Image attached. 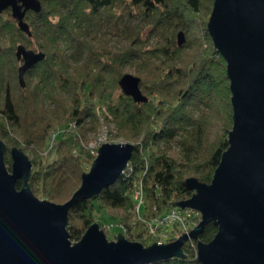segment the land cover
<instances>
[{
    "label": "trees",
    "instance_id": "trees-1",
    "mask_svg": "<svg viewBox=\"0 0 264 264\" xmlns=\"http://www.w3.org/2000/svg\"><path fill=\"white\" fill-rule=\"evenodd\" d=\"M214 4L42 0V10L26 16L32 36L20 28L11 8L0 13V137L8 144L10 170L11 146L23 147L32 158L31 185L37 195L65 202L81 186L86 165L94 160L83 143L90 122L98 123L104 114L101 107L109 109L119 135L140 141L129 168L114 184L72 208L68 228L73 241L104 213L126 226L131 240L150 245L156 240L132 225L137 192L143 191L142 213L150 219L193 195L189 176L213 180L234 124L228 63L208 31ZM181 30L187 35L182 46ZM127 31L133 35L128 45L110 44V34ZM144 33L158 35L162 42L145 47ZM35 43L47 56L27 71L24 85L17 49ZM127 64L144 68L141 87L148 101L137 102L122 90ZM59 125L64 126L50 152L53 159L45 158L49 135ZM176 147L177 156L171 153ZM22 186L19 180L18 188ZM218 229L209 223L200 239L211 241ZM196 245L190 239L186 257L149 264H202Z\"/></svg>",
    "mask_w": 264,
    "mask_h": 264
},
{
    "label": "water",
    "instance_id": "water-1",
    "mask_svg": "<svg viewBox=\"0 0 264 264\" xmlns=\"http://www.w3.org/2000/svg\"><path fill=\"white\" fill-rule=\"evenodd\" d=\"M42 7V0H0V13L11 8L30 36L27 13ZM208 31L228 63L234 125L213 180L188 177L193 195L173 204L198 210L200 223L175 241L145 245L123 232L110 240L94 222L73 241L68 228L72 208L114 184L127 171L136 144L103 143L72 198L58 203L35 194L30 182L34 162L23 148H12L10 170L8 145L0 138V264H149L186 257L190 239L198 241L202 264H264V0H215ZM186 40L181 30L179 45ZM17 55L23 60L20 79L25 85L27 71L47 54L20 44ZM120 85L135 101H148L141 77L127 73ZM211 222L218 232L211 241H202L200 235Z\"/></svg>",
    "mask_w": 264,
    "mask_h": 264
},
{
    "label": "rangeland",
    "instance_id": "rangeland-1",
    "mask_svg": "<svg viewBox=\"0 0 264 264\" xmlns=\"http://www.w3.org/2000/svg\"><path fill=\"white\" fill-rule=\"evenodd\" d=\"M28 21V20H27ZM110 36V44L115 47V48H122L126 45H128L130 43V41L132 40L133 38V35L131 34V32L127 31L125 33H119V34H116V35H109ZM187 37V35H186ZM142 39L144 40V45L145 47H155V46H158L162 40H161V37L158 36V35H154V36H149L147 35L146 33H144L142 35ZM25 45V44H24ZM147 45V46H146ZM38 49L37 51H44L43 49H40L38 44H33V47L32 49ZM45 52V51H44ZM125 72L126 74L127 73H132V74H135L139 77H141L142 79V75L143 73H145V70L144 68H142L140 65L138 64H127L125 66ZM142 88V87H141ZM143 91V89H142ZM145 94V93H144ZM146 95V94H145ZM49 107L52 108V104L50 102H48L47 104ZM101 111H103V115L101 116V119L99 120L98 123H92L90 122L89 126H90V130L88 131L87 133V138L86 140L84 141L83 145L88 149V150H91L93 156H94V160L96 159L97 155L99 154V149L100 147L103 145V143L105 142H132V143H135L137 144L138 142H140L138 139H126L124 136L122 135H119L118 133V130L115 126L114 123H112V121L110 120L112 118V115L109 111V109L107 108V106H103L101 107L100 109ZM72 127L75 128V124L74 122H70ZM234 125V124H233ZM64 126V125H63ZM62 125H59L57 127H55L50 135H49V141H48V145L45 149V151L43 152V157L47 158V157H50L54 151H52V149H54V144L53 142L55 141V139H57V137L60 135V133L62 132ZM232 130V129H231ZM1 138V137H0ZM3 139V138H2ZM5 140V139H4ZM6 141V140H5ZM7 143V142H6ZM8 145V144H7ZM14 146H18V145H14ZM14 146H11V149L14 147ZM19 147V146H18ZM20 148H23V147H20ZM24 149V148H23ZM25 150V149H24ZM26 151V150H25ZM76 151V150H75ZM52 154H51V153ZM179 149L176 148H173L172 152L173 155H178L179 154ZM27 153V152H26ZM28 154V153H27ZM29 155V154H28ZM30 156V155H29ZM31 158V157H30ZM53 159V155L50 157ZM32 159V158H31ZM13 160V159H12ZM94 160L89 163L88 165H86V171L85 172H90L91 170V166L94 162ZM8 164V163H7ZM9 167V166H8ZM129 168V167H128ZM215 175V174H214ZM191 176H196V175H191ZM189 176V177H191ZM197 177V176H196ZM31 182V180H30ZM76 192V191H75ZM36 194V193H35ZM37 195V194H36ZM144 195V194H143ZM38 197H40L41 199H48V198H44L42 195H37ZM72 198V197H71ZM70 198V199H71ZM68 201V200H67ZM56 202V201H55ZM66 202V201H65ZM58 203H63V202H58ZM143 203H144V200H143ZM174 206V205H173ZM172 206V207H173ZM171 207V208H172ZM169 210V209H168ZM167 210V211H168ZM131 213L134 215V219L132 220V225L135 227V228H141V229H145V233H144V236H149V232L146 231V228H147V222L152 218V217H155V216H159V215H155V216H152L150 219L149 217H147L146 215H144V213L141 215L142 217L140 218V215L137 214V211L135 209H132L131 210ZM163 215V214H161ZM144 219V220H143ZM200 219L202 220V216L200 217ZM96 222H99L100 225H101V228H103L108 236V238L110 240H117V237H118V234L120 232H123L127 235V232H128V229L126 226H123V224L121 223H118V222H112L110 219H109V216L107 214H104V213H98L97 214V221ZM143 225H142V224ZM198 225V224H197ZM195 225L194 228L197 226ZM149 227V226H148ZM120 228L122 229V231H120ZM193 228V229H194ZM128 237V235H127ZM129 238V237H128ZM130 239V238H129ZM197 244H198V241H197ZM197 247V245H196Z\"/></svg>",
    "mask_w": 264,
    "mask_h": 264
},
{
    "label": "built area",
    "instance_id": "built-area-1",
    "mask_svg": "<svg viewBox=\"0 0 264 264\" xmlns=\"http://www.w3.org/2000/svg\"><path fill=\"white\" fill-rule=\"evenodd\" d=\"M56 143L57 139L53 142L54 147ZM136 198L137 202L134 209L141 218V215L143 214L142 206L144 204V195L142 190L137 192ZM201 216V213L195 208L173 206L163 215L152 217L147 222L146 231L149 232V236L154 238L156 242L168 243L180 238L184 232H191L194 226L200 223Z\"/></svg>",
    "mask_w": 264,
    "mask_h": 264
},
{
    "label": "bare ground",
    "instance_id": "bare-ground-1",
    "mask_svg": "<svg viewBox=\"0 0 264 264\" xmlns=\"http://www.w3.org/2000/svg\"><path fill=\"white\" fill-rule=\"evenodd\" d=\"M175 206V205H174Z\"/></svg>",
    "mask_w": 264,
    "mask_h": 264
}]
</instances>
